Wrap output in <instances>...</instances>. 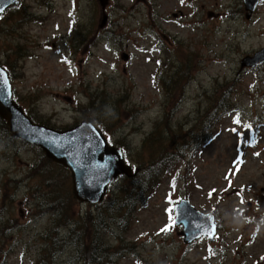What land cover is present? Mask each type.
Returning <instances> with one entry per match:
<instances>
[{"label":"rangeland","instance_id":"obj_1","mask_svg":"<svg viewBox=\"0 0 264 264\" xmlns=\"http://www.w3.org/2000/svg\"><path fill=\"white\" fill-rule=\"evenodd\" d=\"M21 5L0 21L17 102L56 129L93 119L111 144L127 146L137 173L100 204L81 202L71 169L5 121L0 264H86L102 242L101 264H264V64L242 67L264 49V0L250 18L243 0H20L10 9ZM207 123L215 138L206 145ZM163 153L177 161L153 179L147 204L118 205ZM182 198L215 214V238L187 244L182 225L161 231Z\"/></svg>","mask_w":264,"mask_h":264},{"label":"water","instance_id":"obj_2","mask_svg":"<svg viewBox=\"0 0 264 264\" xmlns=\"http://www.w3.org/2000/svg\"><path fill=\"white\" fill-rule=\"evenodd\" d=\"M100 1L106 3L107 0ZM260 1L244 0L247 18L252 16ZM19 4L20 0H0L4 12ZM122 58L128 59L129 55L122 53ZM260 62H264V49L254 56L245 57L242 67L256 66ZM0 116L13 134L41 147L48 158L71 169L73 191L81 201L99 203L104 199L111 182L122 174L133 176L137 173V169L134 171L133 166L126 162L122 149L111 144L92 119L85 118L67 129H56L35 122L16 101L9 73L1 65ZM175 210L176 221L183 227L182 235L186 243L206 236L204 233L212 225H215L216 232L214 214L200 211L188 198L181 199Z\"/></svg>","mask_w":264,"mask_h":264},{"label":"trees","instance_id":"obj_3","mask_svg":"<svg viewBox=\"0 0 264 264\" xmlns=\"http://www.w3.org/2000/svg\"><path fill=\"white\" fill-rule=\"evenodd\" d=\"M22 5H23V3H22ZM22 5L19 6L18 8L10 9L8 12L6 11L5 14L2 15V18H0V21L2 19H4L5 16L8 15L11 11L17 12L19 14H23L24 8H22ZM31 16H32V18L34 17V15H32V14H31ZM0 64L6 68V70L10 74V77L13 79V71H12L11 66L9 64H6V63L1 62V61H0ZM14 94H17L15 92V90H14ZM220 107L225 112H228L229 110L234 109L235 105H232L229 103H223L222 105H220ZM26 111L30 115L29 110H27V108H26ZM0 122L2 123L0 125V126H2V129L7 130V125L5 123V120L2 119L1 116H0ZM209 127H210V125L207 123L205 135L202 136V142L205 144L209 143L214 137V133L210 134ZM196 140H198V139H196ZM116 144H117V142H116ZM194 145L197 146V145H199V143L194 144ZM119 146L122 147L124 151H127V152L129 151V149L127 148L126 145L119 144ZM176 161H177V159L174 156L168 155L167 153H163L160 158L149 162L147 164V166L145 167V170H144L145 175L143 177L137 176L133 180V186L131 187V189L123 192L118 205H120L121 207H125V208L128 207V209H131V210L136 209V207H138L139 205L145 206L147 204V197L149 195L147 193L150 190H152L153 188H155L158 183H160L159 179H157V181H154L153 179L159 178L160 174L163 172H171L170 169L174 166ZM152 169H155V172L154 171L152 172ZM161 169H162V171L160 172ZM113 207L115 209L118 208V206L116 204H113ZM112 211L116 212L115 210H112ZM105 214L108 215V213H105ZM87 219L90 223L92 221V216L88 215ZM118 224L121 226V223H118ZM86 240L87 239L81 240L80 242H83ZM69 242H70V240H67V244H69ZM87 246H88V243L83 244L84 249L82 252L86 251L85 249L89 248ZM91 250H92V254L95 256V260L94 261L88 260V261H86V264H96V263L101 264L102 261L105 260V257H107V255H108V246H106L105 243H103V242L100 244L96 243L95 245H92V243H91ZM116 252H118V251H116Z\"/></svg>","mask_w":264,"mask_h":264},{"label":"snow or ice","instance_id":"obj_4","mask_svg":"<svg viewBox=\"0 0 264 264\" xmlns=\"http://www.w3.org/2000/svg\"><path fill=\"white\" fill-rule=\"evenodd\" d=\"M181 4H184L185 3V0H180ZM4 8L3 7H0V13H3L4 12ZM0 18H2V16H0ZM236 124H240L241 123V120L239 118V116H237L235 118V121H234ZM246 128H251V125H245ZM231 131L233 132H236L237 130L235 128L231 129ZM242 135V134H241ZM256 155H259V153H256ZM231 175V172L229 173V176ZM226 179H229L228 176L225 177ZM229 186L231 187V181H229ZM216 190L213 189L212 192H215ZM212 192L209 193V196L212 195ZM242 203L244 202L243 200L241 201ZM168 213H169V218H170V221L171 223L166 225L165 228L161 229L162 232H168V231H171L173 227L176 226V217L172 215L173 213V209L172 208H169L167 209ZM199 227V226H198ZM215 225H212L211 229H209L208 231H206L204 233V235L208 236L209 238H215Z\"/></svg>","mask_w":264,"mask_h":264}]
</instances>
